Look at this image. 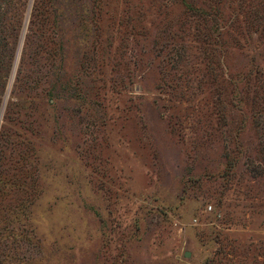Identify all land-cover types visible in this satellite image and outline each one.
Here are the masks:
<instances>
[{"label": "rangeland", "instance_id": "1", "mask_svg": "<svg viewBox=\"0 0 264 264\" xmlns=\"http://www.w3.org/2000/svg\"><path fill=\"white\" fill-rule=\"evenodd\" d=\"M0 264H264V0H0Z\"/></svg>", "mask_w": 264, "mask_h": 264}, {"label": "water", "instance_id": "2", "mask_svg": "<svg viewBox=\"0 0 264 264\" xmlns=\"http://www.w3.org/2000/svg\"><path fill=\"white\" fill-rule=\"evenodd\" d=\"M185 256H189V253H188V252H186V253H185Z\"/></svg>", "mask_w": 264, "mask_h": 264}]
</instances>
